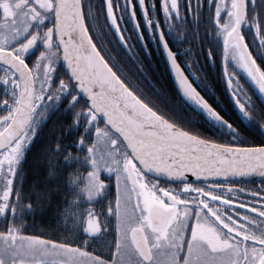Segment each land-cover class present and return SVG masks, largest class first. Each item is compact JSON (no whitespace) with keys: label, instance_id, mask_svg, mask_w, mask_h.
I'll return each mask as SVG.
<instances>
[{"label":"snow or ice","instance_id":"obj_1","mask_svg":"<svg viewBox=\"0 0 264 264\" xmlns=\"http://www.w3.org/2000/svg\"><path fill=\"white\" fill-rule=\"evenodd\" d=\"M0 70V264H264V0H0Z\"/></svg>","mask_w":264,"mask_h":264},{"label":"trees","instance_id":"obj_2","mask_svg":"<svg viewBox=\"0 0 264 264\" xmlns=\"http://www.w3.org/2000/svg\"><path fill=\"white\" fill-rule=\"evenodd\" d=\"M133 43H135V42L133 41ZM137 51L139 52L138 48H137ZM113 55H115V53H113ZM117 59L124 66V68L128 72V75L130 77H132L134 80H136L138 77V73L136 72L135 67L131 66L130 63L126 62V60H123L120 57H117ZM143 64H144L145 71L147 73H149V72H154V73L155 72L156 73L163 72V69L161 68L162 65L157 64L154 66L151 63L150 57L145 58V60L143 59ZM152 80L156 81L158 86H163L164 88L171 89L172 81L170 78H165V79L161 78V79H152ZM145 91H147V90H145ZM64 119H65V117L63 116L62 113H54L52 115L51 119H49L45 123V125L43 126V129L41 130V138H40V140L37 141V144L34 146L33 153L38 152L40 149V146L42 144L51 140L53 137H55L56 135L59 134V132H60L59 122L64 120ZM73 152H75V150H73ZM31 160H32V158L30 156V161ZM37 160H41V158L37 157ZM73 167H74V165H70L68 167V170H71V168H73ZM31 168L33 169V171L36 175H38V176H41L42 174L45 175L46 162L42 161V160L40 163L32 162ZM37 219H39V213L37 214Z\"/></svg>","mask_w":264,"mask_h":264},{"label":"flooded vegetation","instance_id":"obj_3","mask_svg":"<svg viewBox=\"0 0 264 264\" xmlns=\"http://www.w3.org/2000/svg\"><path fill=\"white\" fill-rule=\"evenodd\" d=\"M152 47V50H153V55L150 57V59H151V63L155 66V65H157V64H160V65H162V69H163V64L160 62V59H159V53H156L154 50H155V45H152L151 46ZM139 49V48H138ZM141 59L143 60H145V57H144V55H143V53H141ZM0 73H2V70H0ZM152 79H165V78H170V77H168L165 73H164V71L163 72H160V73H154V72H149V73H147ZM0 91H2V89H0ZM254 99H255V97H254ZM44 177V175L42 174L41 176H39V178H43ZM26 219H28V220H30L31 219V217H26ZM39 219H41V216H40V214H39ZM45 219H46V217H45Z\"/></svg>","mask_w":264,"mask_h":264}]
</instances>
